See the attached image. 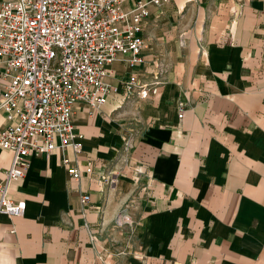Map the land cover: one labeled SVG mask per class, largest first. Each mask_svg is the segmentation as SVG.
<instances>
[{"label":"crops","instance_id":"1","mask_svg":"<svg viewBox=\"0 0 264 264\" xmlns=\"http://www.w3.org/2000/svg\"><path fill=\"white\" fill-rule=\"evenodd\" d=\"M148 12L133 71L157 92L125 94L129 68L109 65L105 102L73 107L78 149L28 154L7 182L25 206L0 213V264H264V0Z\"/></svg>","mask_w":264,"mask_h":264},{"label":"built area","instance_id":"2","mask_svg":"<svg viewBox=\"0 0 264 264\" xmlns=\"http://www.w3.org/2000/svg\"><path fill=\"white\" fill-rule=\"evenodd\" d=\"M167 1H0V115L7 122L0 128V149L12 154L0 182V213L19 216L24 210L22 200L6 197V184L24 175L28 154L49 152L55 142L78 149L73 107L93 109L105 102L113 89L106 81L113 61L130 70L125 94L144 98L157 92L159 78L140 81L133 70L149 45L143 34L148 6ZM62 163L78 180L77 168L67 159ZM87 199L80 195L81 203Z\"/></svg>","mask_w":264,"mask_h":264}]
</instances>
